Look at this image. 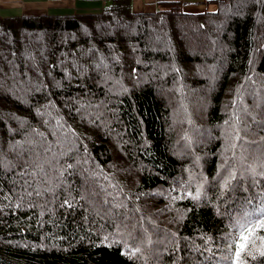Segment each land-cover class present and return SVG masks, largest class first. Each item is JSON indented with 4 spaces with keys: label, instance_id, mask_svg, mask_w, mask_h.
<instances>
[{
    "label": "trees",
    "instance_id": "trees-1",
    "mask_svg": "<svg viewBox=\"0 0 264 264\" xmlns=\"http://www.w3.org/2000/svg\"><path fill=\"white\" fill-rule=\"evenodd\" d=\"M262 163L264 0L0 16V264H220Z\"/></svg>",
    "mask_w": 264,
    "mask_h": 264
},
{
    "label": "crops",
    "instance_id": "crops-1",
    "mask_svg": "<svg viewBox=\"0 0 264 264\" xmlns=\"http://www.w3.org/2000/svg\"><path fill=\"white\" fill-rule=\"evenodd\" d=\"M115 0H0V16H63L94 14L102 11ZM132 13H154L159 4L180 2L188 14L214 13L223 0H128Z\"/></svg>",
    "mask_w": 264,
    "mask_h": 264
},
{
    "label": "snow or ice",
    "instance_id": "snow-or-ice-1",
    "mask_svg": "<svg viewBox=\"0 0 264 264\" xmlns=\"http://www.w3.org/2000/svg\"><path fill=\"white\" fill-rule=\"evenodd\" d=\"M261 168H264V163ZM199 197L197 190L192 198ZM229 219L231 232L225 237L228 255L223 257L220 264H248L249 259L264 258V198L258 204L251 200L244 201ZM261 264H264V259Z\"/></svg>",
    "mask_w": 264,
    "mask_h": 264
},
{
    "label": "rangeland",
    "instance_id": "rangeland-1",
    "mask_svg": "<svg viewBox=\"0 0 264 264\" xmlns=\"http://www.w3.org/2000/svg\"><path fill=\"white\" fill-rule=\"evenodd\" d=\"M256 96V94H251V98L252 97H255ZM201 107V105L198 107V109ZM207 133H208V131L207 130H205V131H203V132H198V134H196V138H194L193 140L194 141H196L200 136L204 139V140H207L208 139V137L209 136H207ZM224 158H227V156H224ZM239 162H242V161H239ZM86 198V200L88 201L89 200V198L88 197H85ZM94 202H96V200H94ZM167 239V237H162L161 238V240H166Z\"/></svg>",
    "mask_w": 264,
    "mask_h": 264
}]
</instances>
